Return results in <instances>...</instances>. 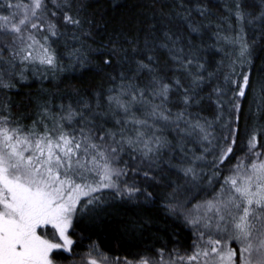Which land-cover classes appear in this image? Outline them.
<instances>
[{"label":"trees","instance_id":"16d2710c","mask_svg":"<svg viewBox=\"0 0 264 264\" xmlns=\"http://www.w3.org/2000/svg\"><path fill=\"white\" fill-rule=\"evenodd\" d=\"M45 2L43 15L55 25L57 35L52 36L47 27L35 33L54 52L56 66L23 61L9 49L0 51V115L38 132L54 124L73 131L83 121L79 115L71 122L63 120L71 109L106 132L123 129L133 139L140 126L123 121L135 117L153 126L140 129L150 146L155 148L153 133L166 142L147 157L143 144L139 151L125 147L119 153L123 174L117 188L93 193L102 201L93 211L74 212L71 253L81 254L94 246L111 257L141 259L190 249L195 229L178 209L187 210L218 193L233 166L249 153L247 142L253 134L259 141L255 151H264V21L256 19L260 9L250 7L251 0ZM9 11L0 0V15ZM241 11L243 20L238 18ZM65 16L79 23H68ZM245 41L250 56H241ZM140 63L154 72L140 69ZM241 72L249 75V86L238 100L237 112L233 105ZM154 75L172 86L163 105L168 121L148 115L150 105L161 104L151 94ZM195 80L199 85L193 84ZM186 89L196 101L187 107L182 103ZM133 90L144 92L148 103H133L131 115L125 116L110 98L119 97L127 104ZM180 113L183 119L177 118ZM196 122L209 133L207 140L191 128ZM233 129L237 139L233 154L218 164L217 146L223 149L227 142L222 138ZM189 167L197 173L195 181L184 175L183 169ZM129 188L136 191L128 195ZM87 199L80 198L78 210Z\"/></svg>","mask_w":264,"mask_h":264},{"label":"snow or ice","instance_id":"6c2138e0","mask_svg":"<svg viewBox=\"0 0 264 264\" xmlns=\"http://www.w3.org/2000/svg\"><path fill=\"white\" fill-rule=\"evenodd\" d=\"M249 6L259 8L256 19L264 21V0H251ZM239 7L237 3L238 10ZM7 8L9 14L0 15V51L7 47L3 43L4 38L10 37L17 48L16 57L23 61L38 60L40 64L55 67L54 52L40 43L32 31L44 27L42 23L33 22V18L39 19L37 11L44 8V0H30L28 4L22 0L14 4L10 0ZM244 16V12H239V19L243 20ZM64 20L79 23L70 16H65ZM47 30L52 36L57 35L54 24H49ZM43 39L47 41L48 37L44 36ZM36 45H39L38 55L31 51ZM250 55L249 45L245 41L241 56ZM149 61H152V57H149ZM104 62L107 64L110 61ZM244 62L250 63L248 60ZM139 68L154 72L148 64L140 63ZM238 75L240 80L236 82L235 96L244 97L245 89L249 86V75L243 72ZM174 83L176 86L180 84L178 80ZM199 83V80L193 81L195 85ZM150 87L152 96L159 97L161 104L150 105L148 115L158 121H168L169 116L164 114L168 110L163 105L168 101L172 86L162 83L161 78L154 75ZM129 95L131 99L127 104L121 102L119 97L110 98V103L115 104L116 109L125 116L131 115L133 103H148L143 100L145 93L142 91L133 90ZM137 95L141 98L139 101ZM193 102H196L194 96L189 95L186 89L182 103L187 107ZM239 108V103L233 105L234 111L238 112ZM77 115L83 121L79 129L66 131L62 124H54L53 128H45L42 132L36 131L34 126L25 129L8 116L0 115V264H53L49 254L54 249H68L72 244L66 235L72 214L93 211L102 202L93 193L117 188L113 176L119 177L123 170L115 168L113 163L119 153L125 147L139 151L138 146L143 144V155L147 157L148 153L166 146V142L155 136V133L152 134L155 148L145 140L146 133L140 129L153 127L147 119L132 117L131 120L123 121L140 126L133 139L127 137L123 129L119 133L106 132L102 127L92 124L82 113L71 109L62 119L71 122ZM183 116L180 113L177 118L183 119ZM121 122L116 121L117 124ZM191 128L193 131L199 130L204 140L208 139L209 133L199 122L191 124ZM117 135L120 139H116ZM222 139L227 143L223 149L217 146L218 164L224 163L233 154V146L237 142L235 130L229 131ZM247 143L249 154L256 159L248 165L241 159L234 165L233 174L224 179L216 196L196 206L198 210H203V214L188 220L197 229L200 240H203L205 232L211 235L213 230L219 238L209 239L203 246L194 242L196 250L191 255L180 256V261L186 264H237L239 260L240 264H264V159L260 158V152L255 151L259 143L255 134ZM183 172L193 181L196 180L195 169L189 167ZM90 173L95 174V186L88 182ZM78 180L82 183H78ZM135 191L129 188L127 194L132 195ZM81 196L88 199L78 210L76 206ZM45 225H52L59 231L63 245L52 243L37 234V229ZM230 242L242 247H229ZM90 264H96V261ZM141 264H148V261H142Z\"/></svg>","mask_w":264,"mask_h":264},{"label":"rangeland","instance_id":"374dc122","mask_svg":"<svg viewBox=\"0 0 264 264\" xmlns=\"http://www.w3.org/2000/svg\"><path fill=\"white\" fill-rule=\"evenodd\" d=\"M46 0H44V7L47 4L45 2ZM53 2V0H51ZM56 1V0H55ZM3 2L7 5L10 0H3ZM12 3H18L21 2V0H11ZM22 2L24 4H28L30 2V0H22ZM55 3V2H54ZM44 8L42 10H38L37 11V17H39V19L37 20L36 18H33V22H36L38 24L42 23L44 25L43 28H38L36 30L42 32V30L44 28H46L50 22H49V17H44L43 15V11ZM9 14V12L7 13V15ZM35 34V38L40 41V43L44 44V42L41 39V36H39L38 34L35 33V30H32ZM4 44H7V47L4 48L5 49H9L10 52L12 54L15 55L17 48L15 45L12 44L11 42V38L10 37H5L3 40ZM33 51L34 55H38L39 54V45L34 46V49L31 50ZM241 97H237V103L238 100H240ZM98 142V141H97ZM259 152V151H258ZM261 155V159H264V151L260 152ZM241 159L244 160L245 165H248L250 161H254L256 158L253 157L251 154H247L245 156H243ZM240 159V160H241ZM239 160V161H240ZM238 161V162H239ZM118 160H116L113 163V166L117 169L123 170L122 167L117 163ZM233 174V173H232ZM120 177V176H119ZM116 176H113V180L115 181V183L117 184L118 182V178ZM94 179H96L95 174L94 173H90L88 174V182L89 183H93V186H95L94 184ZM78 183H82V181H77ZM123 190H125V188H122ZM219 192V191H218ZM217 194V193H216ZM211 196L210 198H206V199H202L196 203H194L191 208L189 209H185L184 208L182 210L178 209V211H180V213L185 216V218L187 220H190L192 218H194L197 214L202 215L203 214V210H198L196 208L197 205L204 203L205 201L208 200H212L215 196ZM83 196H81L82 198ZM73 216L74 213L72 214L71 217V225L70 227H68L67 231H66V235L68 237V239H70L73 243V239L71 238L69 231L70 228L72 226V220H73ZM195 229V234H196V238H195V243L200 244L201 246L204 245V243L209 240V239H218L219 236L214 234V230H213V234L209 235L208 232H205V235L203 237V240H200L198 238V232L197 229L194 227ZM203 230V229H201ZM37 234L40 235L43 239H47L52 243H57V244H64L63 239L60 237L59 235V231L52 227V225H45L42 228H38L37 229ZM194 245V244H193ZM188 249V250H182L179 252H168V253H164V252H159V255L155 258H147V257H143L141 259H126L124 257H111L108 255L103 254L102 252H100L97 247L91 246L89 247V249L81 254H75V253H71V246L68 249L65 248H60V249H54L50 254H49V258L52 260L53 264H90L91 261L95 260L96 264H141L142 261H148V264H186L185 261H180L178 258L180 256H188L191 255L196 249L193 247ZM229 247L232 248H238V247H242V245H238L236 242H230L229 243ZM55 252H63L66 256L65 259H63V257H60V259H57L56 257L53 256V253ZM237 264H240V261L237 260Z\"/></svg>","mask_w":264,"mask_h":264}]
</instances>
